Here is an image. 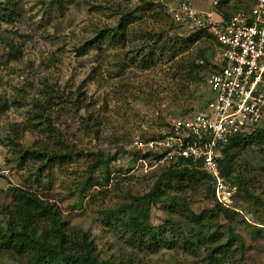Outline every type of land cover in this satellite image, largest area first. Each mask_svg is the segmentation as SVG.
<instances>
[{
  "label": "rangeland",
  "instance_id": "obj_1",
  "mask_svg": "<svg viewBox=\"0 0 264 264\" xmlns=\"http://www.w3.org/2000/svg\"><path fill=\"white\" fill-rule=\"evenodd\" d=\"M14 1L13 21L10 24L0 23V238L6 235L2 232L5 227L2 210L10 202V190L35 184L34 171L42 165L29 162L19 167V160L12 154L13 148L9 142L11 126L26 122L33 100L40 99L46 82L59 87L65 97L79 87L85 89L89 111L99 115L101 124L97 135L89 134L82 121L88 112L74 113L70 105L56 101L52 124L57 136L75 153L69 164L43 170L40 174L41 182L34 185L37 188L35 191L57 205L62 221L88 231L100 258L110 263L209 264L204 258V252L199 250L196 254H189L176 242L170 241V238L159 242L161 247H157V250L146 248L139 241L131 240L121 221L110 216L113 212V215L117 213V217L128 218L129 212L121 210H131L128 205L134 203V198L146 195L165 168L169 167L157 163L152 155L144 158L146 152L137 151L135 143L150 138L153 126L198 111L207 98L204 83L174 102V94L170 92L172 90L165 89L169 82L166 79L168 64L153 71L127 69L124 74L126 81L122 84L121 79L113 78L118 74L114 60L117 55L125 58L128 50L112 49L107 45L100 50L84 48L99 31H112L122 14L141 8V0ZM144 1L163 5L167 19L176 25L168 12L176 0ZM189 2L194 9L212 10V0ZM155 27L158 29V24ZM181 31L178 28V32ZM178 32L170 31L169 36L173 37ZM6 40L14 44L16 54L9 52ZM198 45L201 46V43ZM211 45H205L208 49L206 56L216 67L217 50ZM15 55H19L17 59H14ZM92 68L98 70L95 75ZM127 83L131 84L132 89L119 94L117 90L120 84ZM144 86L147 89L142 96L138 91ZM150 92L155 95L151 97L147 94ZM13 102L21 103L20 107L14 106ZM48 136L45 130L25 133L20 146L27 148L35 141L48 142ZM96 152L107 158L115 157L109 164L108 176L104 175L101 166L94 165L95 157L92 153ZM235 153L237 172L251 178L253 193L264 201V152L249 145L238 146ZM87 179L88 186L79 194L80 184ZM228 182L236 190L226 209L234 210L238 215L233 229L235 235L243 240L244 249L242 254L235 253L225 264H264V232L258 234L253 229L259 226L257 223L264 214V207L261 201L245 199L239 194L236 184L230 180ZM172 186L164 192L165 196L177 194L183 197L196 215L212 211L218 203L212 192L207 191V184L200 183L180 193L177 190L179 185ZM131 208L132 216L143 221L146 226L162 225L168 230L170 225L166 221L174 219L184 224L183 234L193 230L184 218L166 215L160 204L150 207L148 214L142 211L144 203L135 204ZM106 214L110 218L105 217ZM213 225L204 231L217 233L225 240L227 224L219 219ZM169 236L167 234L164 237ZM166 241L170 242L169 248L164 246ZM17 258L12 253L0 252V264H17Z\"/></svg>",
  "mask_w": 264,
  "mask_h": 264
},
{
  "label": "trees",
  "instance_id": "obj_2",
  "mask_svg": "<svg viewBox=\"0 0 264 264\" xmlns=\"http://www.w3.org/2000/svg\"><path fill=\"white\" fill-rule=\"evenodd\" d=\"M3 1L0 0V23L10 24L14 18L16 1L6 0L4 3ZM141 2V8L122 14L112 31H99L86 43L84 48L100 50L107 45L112 49L128 50L126 51L128 55L126 54L125 58L117 55L116 60H114L118 74L113 78L121 79L120 83L122 84L126 81L124 74L127 69L135 68L140 72L153 71L168 64L166 79L169 82L165 89L167 91L172 90L170 92L174 94L172 97L174 102L179 101L189 94L194 87L204 83L208 74L217 70L207 59L208 49L205 45L212 43L216 50L217 46L206 32L187 33L183 30L178 32L179 27L167 19V11L163 5L144 0ZM250 4L251 0H219L215 13L224 19H228L239 12H247ZM155 24H158L159 30L156 29ZM173 30L178 33H174V36L170 37L169 32ZM6 41L10 49L9 52L16 54L14 44ZM200 43L202 47L198 45ZM17 56L19 55H15L14 59H17ZM92 71L95 75L98 70L92 68ZM44 84L46 87L41 91L40 99L33 100L32 109L28 112L26 122L22 125L11 126L9 142L13 148L12 154L19 160V167H23L29 162L34 165L37 163L42 165L34 171L35 184L13 187L10 190V202L2 210V215L5 218V227H3L2 232L6 235L0 238L2 240L0 252L16 255L18 257L17 264H115L100 258L97 247L90 239L88 231L70 226L67 222L62 221L61 212L57 205L35 191L37 188L34 185H39L41 182L40 174L43 170H50L52 166L69 164L75 153V150L65 145L61 137L57 136L58 133L52 124V114L56 108V101L70 105L74 113L88 112L82 121L89 134L97 135L101 124L99 115L89 111L90 106L85 89L79 87L76 91L67 93L65 97V93L61 92L56 85L46 82ZM122 84L117 90L119 94L121 92L125 94L132 89L131 84ZM145 89H147L146 86L140 88L138 93L143 96ZM147 94L151 97L155 95L153 92ZM12 104L16 107L21 105L18 102ZM35 130L47 131L49 134L48 142L35 141L31 147L22 148L20 141L24 134ZM249 145L264 152V126L244 130L227 142L223 149V159L220 162L221 174L236 184L239 194L245 199L261 201V205L264 207V201L252 191L254 184L251 178L241 172L238 173L235 164V149L238 146L247 147ZM92 154L95 157L94 165L101 166L104 175L108 176L109 164L115 160V157L107 158L99 152ZM150 155L159 161L163 153H147L144 158ZM262 155L264 157L263 153ZM186 182H188L187 185ZM88 183L89 180L87 179L80 184L79 194L88 186ZM200 183L207 184V191L212 192L214 197L209 178L195 165L189 163L183 164L179 168L168 167L156 179L146 195L141 198H134V203L128 205L132 210L133 205L144 203L145 208L142 211L148 214L150 207L160 204L169 217L175 215L186 220V224L193 228L187 234H183L182 227L184 224H181L179 220L169 219L166 221L170 225L167 230L162 225L146 226L143 221L133 217L131 210H126V208L121 211H128V218L117 217V213L113 215V212L110 216L121 221L131 240L139 241L146 248H156L157 250V247H161L159 242L163 241L164 238H170V241L176 242L183 251L189 254H196L197 251L201 250L209 264L228 263L230 257H233L235 253L242 254L244 249L243 240L235 235L233 229V223L238 216L237 213L216 203L212 211H205L196 215L183 200V197L177 194H167L166 197L164 194L173 187V184L179 185L177 190L180 193L184 189L187 191L188 188ZM162 196L165 198L162 199ZM262 210L264 213L263 208ZM105 217L110 218L108 214ZM219 219L227 224L228 234L225 240L219 237L217 233L210 234L204 231L205 228L211 229ZM257 224L259 226H255L253 229L258 234L261 231L264 232V214ZM167 234L170 236L164 237ZM166 242L164 246L169 248L170 242ZM117 264H133V262L120 261Z\"/></svg>",
  "mask_w": 264,
  "mask_h": 264
},
{
  "label": "built area",
  "instance_id": "obj_3",
  "mask_svg": "<svg viewBox=\"0 0 264 264\" xmlns=\"http://www.w3.org/2000/svg\"><path fill=\"white\" fill-rule=\"evenodd\" d=\"M218 1L212 0V11H199L176 0L168 11L181 30L206 32L217 46V70L204 81L205 103L153 126L150 138L135 145L139 152L163 153L159 164L195 165L209 178L216 201L228 208L236 188L221 174L223 149L242 131L264 126V0H251L247 12L228 19L215 13Z\"/></svg>",
  "mask_w": 264,
  "mask_h": 264
},
{
  "label": "crops",
  "instance_id": "obj_4",
  "mask_svg": "<svg viewBox=\"0 0 264 264\" xmlns=\"http://www.w3.org/2000/svg\"><path fill=\"white\" fill-rule=\"evenodd\" d=\"M189 1V0H188ZM212 3V2H211ZM210 7L212 8V6L210 5ZM195 10H199V8H195ZM204 9H201L199 11H203ZM212 11V10H211Z\"/></svg>",
  "mask_w": 264,
  "mask_h": 264
}]
</instances>
